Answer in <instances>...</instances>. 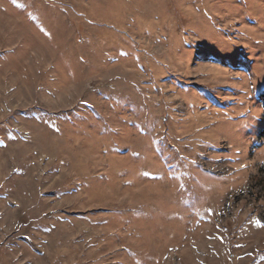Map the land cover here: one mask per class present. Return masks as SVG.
I'll list each match as a JSON object with an SVG mask.
<instances>
[{"label":"rangeland","instance_id":"1","mask_svg":"<svg viewBox=\"0 0 264 264\" xmlns=\"http://www.w3.org/2000/svg\"><path fill=\"white\" fill-rule=\"evenodd\" d=\"M264 0H0V264H264Z\"/></svg>","mask_w":264,"mask_h":264},{"label":"trees","instance_id":"2","mask_svg":"<svg viewBox=\"0 0 264 264\" xmlns=\"http://www.w3.org/2000/svg\"><path fill=\"white\" fill-rule=\"evenodd\" d=\"M264 137V129L260 133V138Z\"/></svg>","mask_w":264,"mask_h":264}]
</instances>
